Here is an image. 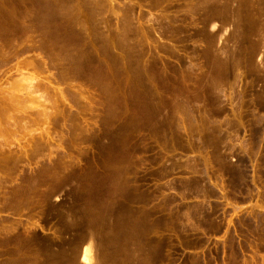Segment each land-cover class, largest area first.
<instances>
[{"label":"rangeland","instance_id":"374dc122","mask_svg":"<svg viewBox=\"0 0 264 264\" xmlns=\"http://www.w3.org/2000/svg\"><path fill=\"white\" fill-rule=\"evenodd\" d=\"M77 5L0 0L89 42L0 56V264H264V0Z\"/></svg>","mask_w":264,"mask_h":264},{"label":"bare ground","instance_id":"6f19581e","mask_svg":"<svg viewBox=\"0 0 264 264\" xmlns=\"http://www.w3.org/2000/svg\"><path fill=\"white\" fill-rule=\"evenodd\" d=\"M79 1H81V0H79ZM226 1V0H225ZM86 2H87V0H86ZM103 2V1H102ZM97 3V2H96ZM156 3V2H155ZM91 4V3H90ZM109 4V3H108ZM157 4V3H156ZM185 4V3H184ZM76 5H77V0H76ZM79 5V7H80V4H78ZM77 5V6H78ZM89 5V3L87 4V6ZM95 5V4H94ZM97 5H98V3H97ZM96 5V6H97ZM104 5V4H103ZM86 6V7H87ZM92 6H93V4L91 5V8H89V9H95V7H93L92 8ZM100 6V5H99ZM82 8V7H81ZM84 8V7H83ZM103 8V7H102ZM111 8H113V7H111ZM87 9V8H86ZM98 9H99V7H98ZM98 9H96L97 11L96 12H100V10H98ZM104 9V8H103ZM102 9V10H103ZM155 9V8H154ZM186 9V8H185ZM60 10V9H59ZM70 10H71V8H70ZM83 10H85V9H83ZM101 10V11H102ZM187 10V9H186ZM17 11V13H16V15H14V14H12L13 16H10V18H6V19H2V20H0V56L2 57V58H4V57H6V55L3 57V55H2V53H4L5 51L4 50H6V53H9V56L8 57H10V53H11V51L10 50H12L11 48H14V49H17V50H21V49H24V50H30V49H33V50H37V51H40V52H42V53H44V54H46V58H45V56L43 57V58H45V59H47L48 58V56L47 55H50V57L53 55V58H56L57 60H59L58 58H61V57H63L64 55H66L65 54V51H66V53L68 54V55H66V56H68L69 58L73 55H75V52H74V48H75V46H76V43H77V41H78V38L76 39V38H74L73 40H71V36H70V34L68 33V32H62V33H57V32H55V29H54V25L53 24H50V23H52L51 21H49V20H44V19H35L34 17H28L27 15H22L26 10H24L23 9V7L21 8L20 7V9H17L16 10ZM52 11V10H51ZM50 11V12H51ZM78 11V10H77ZM11 12V11H10ZM61 12V11H60ZM88 12H90L89 10H88ZM95 12V13H96ZM112 12H113V10H112ZM186 12V11H185ZM79 14L78 15H81L80 14V12H78ZM85 13H86V11H85ZM93 13V12H92ZM90 14H91V12H90ZM89 13H88V15H87V18H89L88 16L90 15ZM19 15H22V16H19ZM64 15H67V14H64ZM92 16H93V14H91ZM84 16V15H83ZM86 16V15H85ZM91 16V17H92ZM70 17V16H69ZM235 17V16H234ZM81 19V18H80ZM90 20H91V18H90ZM158 20V19H157ZM61 21V20H60ZM50 22V23H49ZM93 22V21H92ZM96 22V21H95ZM102 22V21H101ZM90 23V22H89ZM73 24H75V23H72L71 25H73ZM76 24H78V23H76ZM75 24V25H76ZM82 24V23H81ZM80 24V25H81ZM83 24H84V22H83ZM82 24V25H83ZM92 24V23H91ZM99 24V23H98ZM70 25V24H69ZM75 25H74V27H75ZM79 25V26H80ZM81 25V26H82ZM94 25V24H93ZM100 25V24H99ZM76 26H78V25H76ZM81 26L79 27V29L81 28ZM73 27V26H72ZM83 27V26H82ZM90 27H92L91 25H90ZM94 27V26H93ZM95 28V27H94ZM93 28V29H94ZM78 29V28H77ZM77 29H76V27L74 28V29H72L71 30V35H72V33H74V31L76 30L77 31ZM82 29V28H81ZM85 29V28H84ZM127 29H129V28H127ZM58 30V29H57ZM94 30H96V32H97V29H94ZM93 30V31H94ZM59 31V30H58ZM63 31V30H62ZM80 31H82V30H80ZM80 31H78V32H80ZM91 33L93 32L92 31V28H91ZM82 33H83V31H82ZM91 33L89 34L88 33V35H87V33H86V35L87 36H91ZM94 34H97V33H94ZM93 33H92V37H93V35H94ZM101 34V33H100ZM76 35H78V34H76ZM108 35V34H107ZM114 35H116V34H114ZM83 36V35H82ZM87 36H85V34H84V36L83 37H86V39L88 38ZM89 36V37H90ZM97 37H98V35H96ZM78 37V36H77ZM92 37H90V38H92ZM102 37H104V36H102ZM110 37V36H109ZM105 39H106V36L104 37ZM95 39V38H94ZM97 39V38H96ZM100 39H102L101 38V36H100ZM83 39H81V41H82ZM89 40V39H88ZM91 40V39H90ZM104 40V39H103ZM109 40H111L110 38H109ZM84 41H85V39H84ZM84 41H82V42H79L78 41V43H80V45H81V43H83V46H84V44H86V42H87V40H86V42L84 43ZM106 41V40H105ZM115 41V40H114ZM92 42H93V40H92ZM91 42V43H92ZM103 42V41H102ZM131 42V41H130ZM87 43H89V42H87ZM91 43H90V45H91ZM98 43V42H97ZM107 43V42H106ZM109 43V42H108ZM112 43L113 42H111V45H112ZM102 44H104V43H101L100 45L102 46ZM110 44V43H109ZM109 44H107L108 46H109ZM80 45H78V46H80ZM90 45H89V47H90ZM97 45V44H96ZM100 45L98 46V47H100ZM6 47H8V48H6ZM88 47V48H89ZM71 48V49H70ZM73 48V49H72ZM105 47H103V48H101V49H104ZM107 48V47H106ZM111 48V47H110ZM129 48V47H128ZM69 49V51H72L71 52V54H70V52H67V50ZM90 49V48H89ZM97 49V48H96ZM10 52H9V51ZM59 50H65L64 51V54H63V56H61V57H59L58 56V53H59ZM93 50V49H92ZM56 51V52H55ZM54 52H55V54L57 55V57H55L56 55H54ZM82 52H84V51H82ZM91 52V51H90ZM105 52V51H104ZM18 53V52H17ZM62 53V52H61ZM85 53V52H84ZM86 53H88V52H86ZM13 54V57H14V55L16 54H14V53H12ZM43 54V55H44ZM52 54V55H51ZM60 54V53H59ZM93 54V53H92ZM120 54V53H119ZM8 55V54H7ZM97 55V54H96ZM16 56H18L17 54H16ZM42 56V55H41ZM65 56V57H66ZM114 56V55H113ZM11 57H12V55H11ZM12 57V58H13ZM2 58H0V59H2ZM7 58V57H6ZM6 58H5V60H6ZM39 58H41L42 59V57H39ZM113 58H116L117 59V57L116 56H114ZM112 58V59H113ZM119 58V57H118ZM126 58V57H125ZM8 59V58H7ZM24 59V58H23ZM35 59V58H34ZM56 59H54L55 61H57ZM73 59H74V57H73ZM75 59H76V57H75ZM4 60V59H3ZM8 60H10V59H8ZM25 60H28V59H25ZM43 60V59H42ZM42 60H40V61H42ZM50 60V58H48V61ZM51 60H52V58H51ZM50 60V61H51ZM54 60H52V61H54ZM66 60H70V59H66ZM65 60V61H66ZM98 60V59H97ZM106 60V59H105ZM31 61V60H30ZM33 61V60H32ZM47 61V60H46ZM51 61V62H52ZM65 61H63V63L65 62ZM70 61H72V62H74V60H72V57H71V60ZM69 61V62H70ZM77 60H75V62H76ZM79 61V60H78ZM110 61H112L111 59H110ZM126 61V60H125ZM130 61V60H129ZM2 62V61H1ZM5 62V61H4ZM22 62V61H21ZM24 62V61H23ZM44 62V61H43ZM62 62V61H61ZM68 61L66 62V65H67V63H69ZM80 62V61H79ZM96 62H98V61H96ZM6 63V62H5ZM25 63V62H24ZM23 63V64H24ZM30 63V62H29ZM28 63V64H29ZM45 63V62H44ZM60 64L61 65V63H59L58 61L57 62H54L53 63V67L55 66L54 64ZM95 63V62H94ZM93 63V64H94ZM111 63V62H110ZM2 64V63H1ZM27 64V63H26ZM33 64L34 63H30V66H33ZM36 64V63H35ZM37 64H38V62H37ZM40 64H41V62H40ZM46 64V63H45ZM72 64H74V63H71L70 65H72ZM90 64V63H89ZM97 64V63H96ZM113 64V63H112ZM137 64V63H136ZM51 63L48 65V66H50L51 67ZM64 65V64H63ZM63 65H62V67H63ZM74 65H76V63L74 64ZM43 66V65H42ZM44 66H46V65H44ZM47 66V67H48ZM71 67V66H70ZM94 67H95V65H94ZM114 67V66H113ZM124 67V66H123ZM43 67H41V69H42ZM44 68H46V67H44ZM43 68V69H44ZM101 69H102V67H101ZM104 69H106V68H104ZM110 70V69H109ZM45 71V70H44ZM77 71V70H76ZM108 71V70H107ZM106 72V71H105ZM110 73V72H109ZM100 75V74H99ZM104 75V74H103ZM146 75V74H145ZM107 76V75H106ZM89 77H91V76H89ZM100 77V76H99ZM101 78V77H100ZM98 79V78H97ZM105 79H106V77H105ZM109 79V78H108ZM111 79V78H110ZM109 79V80H110ZM92 80V79H91ZM102 80V79H101ZM103 81V80H102ZM99 83V82H98ZM110 83H111V81H110ZM39 84V83H38ZM58 84V83H57ZM71 84V83H70ZM97 84V83H96ZM101 84V83H100ZM105 85V84H104ZM74 86V85H73ZM72 86V87H73ZM156 86V85H155ZM71 87V86H70ZM113 87H114V85H113ZM114 88H116V87H114ZM118 88V87H117ZM73 89V88H72ZM108 89V88H107ZM12 90V89H11ZM11 90H9V91H11ZM68 90V89H67ZM12 91H14V90H12ZM99 91H101V89L99 90ZM8 93V90H6L5 91V93ZM19 92V91H18ZM65 92V91H64ZM106 92H108V91H106ZM6 93V94H7ZM10 93H14V92H10ZM15 93H16V91H15ZM20 93V92H19ZM22 93V92H21ZM77 93V92H76ZM1 94V93H0ZM3 94V93H2ZM9 94V93H8ZM109 94V93H108ZM13 95V94H12ZM3 96V95H2ZM1 96V97H2ZM8 96V95H7ZM7 96H3V98H5V99H3L2 98V100H1V98H0V105L1 106H3L4 104L2 103L1 104V101L2 102H8V98H7V100H6V97ZM18 96V95H17ZM16 96V97H17ZM15 97V99L17 100L18 99V97L16 98ZM10 98H14V97H12L11 95H10ZM10 98H9V101H10ZM11 99V102L12 101H14V100H12ZM78 99V98H77ZM21 100V99H20ZM74 100V99H73ZM23 101V100H22ZM25 101V100H24ZM23 101V102H24ZM154 101V100H153ZM6 102V103H7ZM15 102H17V101H15ZM124 102V101H123ZM102 104H103V102H102ZM184 104V103H183ZM7 105V104H6ZM6 105H4V106H6ZM8 105H9V103H8ZM11 105V104H10ZM107 105V104H106ZM105 105V106H106ZM120 105V104H119ZM0 106V107H1ZM12 106V105H11ZM14 107V106H13ZM12 107V108H13ZM25 107V106H24ZM33 107V106H32ZM189 107V106H188ZM1 108H3V107H1ZM21 108V107H20ZM33 108H35V107H33ZM32 108V109H33ZM104 108H107V107H104ZM126 108V107H125ZM6 109V107H4V111H6L5 110ZM108 109V108H107ZM121 109V108H120ZM123 109V108H122ZM185 109V108H184ZM183 109V110H184ZM111 110V109H110ZM102 111V110H101ZM16 112V111H15ZM185 112V111H184ZM5 113H7V111L5 112ZM4 113V115H6ZM193 113V112H192ZM53 114V113H52ZM70 114V113H69ZM106 114V113H105ZM3 115V117H4V119H1L0 120V122H1V124H0V131H2V129H1V126L3 125V126H7V124L6 123H8L7 122V119L5 120V118L6 117H8V119H9V117L10 116H8L9 115V113L7 114V116H4ZM182 115V114H181ZM110 116H111V114H110ZM2 116H0V118H1ZM2 117V118H3ZM54 117V116H53ZM112 117V116H111ZM209 117V116H208ZM12 118V117H11ZM10 118V119H11ZM76 118V117H75ZM211 118V117H210ZM239 118V117H238ZM9 119V120H10ZM73 119H74V117H73ZM2 120H5L6 122H4L3 121V124H2ZM209 120V119H208ZM56 121V120H55ZM110 121V120H109ZM182 121V120H181ZM70 122V121H69ZM76 122V121H75ZM111 122V121H110ZM184 122V121H183ZM236 122V121H235ZM6 125H5V124ZM11 123V122H10ZM113 123V122H112ZM182 123V122H181ZM209 123V122H208ZM114 125V124H113ZM112 125V126H113ZM183 125V124H182ZM209 125V124H208ZM12 126V125H11ZM202 126V125H201ZM183 128H185V127H183ZM202 128V127H201ZM7 129V128H6ZM74 129V128H73ZM134 129V128H133ZM206 129V128H205ZM187 130V129H186ZM200 130V129H199ZM3 132H5L4 130H3ZM190 133V132H189ZM47 134V133H46ZM50 133H48L47 135H49ZM41 136V135H40ZM46 136V135H45ZM4 137L5 136H3V137H1L0 138V142H1V144L0 145H3L2 144V142H5L6 140H8L7 138H6V140L4 139ZM43 137V136H42ZM49 137V136H48ZM192 137V136H191ZM47 138V137H46ZM50 138V140H52V136H50L49 137ZM20 139V138H19ZM54 139V138H53ZM3 140H5V141H3ZM24 140V139H23ZM45 140V139H44ZM49 141V140H48ZM26 142V141H25ZM34 142H35V140H34ZM43 142V141H42ZM45 142H47V141H45ZM6 143H8L7 141L4 143L5 145H6V147H7V144ZM19 143V142H18ZM40 143V142H39ZM50 143V142H49ZM8 144H10V143H8ZM25 144V143H24ZM35 144V143H34ZM41 144V143H40ZM48 144V143H47ZM55 144V143H54ZM5 145H3V146H5ZM27 145V144H26ZM16 146H17V144H16ZM24 146V145H23ZM27 146H29V145H27ZM26 146V147H27ZM54 146V145H53ZM60 146V145H59ZM2 146H0V165H3V163L4 164H6L8 161H9V157H10V153L8 154V153H6L5 154V152H3V149H6L7 150V152H8V148H1ZM9 147V146H8ZM10 147H11V145H10ZM25 147V148H26ZM38 147V146H37ZM56 147V146H55ZM172 147V146H171ZM19 148V147H18ZM34 148V147H33ZM42 148V147H41ZM52 148V147H51ZM50 148V149H51ZM165 148V147H164ZM10 149V148H9ZM38 149H40V148H38ZM11 150H12V148H11ZM21 150V149H20ZM30 150H31V148H30ZM206 150V149H205ZM14 151H16V150H14ZM14 151H12L13 153H17V152H14ZM29 151V150H28ZM34 151H35V149H34ZM36 151H37V149H36ZM39 151V150H38ZM41 151V150H40ZM175 151V150H174ZM10 152V151H9ZM11 152V153H12ZM28 153V152H27ZM34 153V152H33ZM44 153V152H43ZM9 156H8V155ZM14 154V155H15ZM36 154V153H35ZM37 154H38V152H37ZM47 154V153H46ZM21 155H23V154H21ZM21 155H16L15 156V159H20L21 157H23V156H21ZM18 156H20V157H18ZM11 157H13L12 155H11ZM12 159V158H11ZM14 158H13V160H15ZM19 159H18V162H20L19 161ZM22 159V158H21ZM25 159H27V158H25ZM25 159H22V161L23 162H26V163H24V164H26L27 165V161L25 160ZM205 159V158H204ZM69 160V159H68ZM75 160V159H74ZM21 161V162H22ZM52 161V160H51ZM16 162H17V160H16ZM17 163L16 164V166L17 165H22L23 163ZM204 162V161H203ZM14 163V162H13ZM28 164H30V163H28ZM10 165V164H9ZM203 165H204V163H203ZM5 166L6 165H4V169H5ZM12 166V165H11ZM12 167H14V166H12ZM18 168H19V166H17ZM25 167V166H24ZM9 168V167H8ZM7 168V169H8ZM15 168V167H14ZM27 168V167H26ZM30 168V167H29ZM28 168V169H29ZM32 168V167H31ZM53 168V167H52ZM10 170L12 169V168H9ZM8 169V170H9ZM20 169L21 168H19V171H20ZM8 170H7V172H8ZM10 170H9V174H11L10 173ZM14 170V169H13ZM13 170H12V172H13ZM22 170V169H21ZM30 170V169H29ZM58 170V169H57ZM15 171V170H14ZM56 171V170H55ZM61 171V170H60ZM16 172V171H15ZM21 172V171H20ZM25 172H29L28 170L27 171H25ZM24 172V173H25ZM7 173V174H8ZM19 173V172H18ZM18 173H16V175L18 174ZM22 173V172H21ZM32 173V172H31ZM30 173V175L29 176H31L32 174ZM3 175H5V174H3ZM2 175V176H3ZM12 175V174H11ZM16 175H14V176H16ZM23 175V174H22ZM21 175V176H22ZM49 175V174H48ZM208 175V174H207ZM14 176H12L13 178H14ZM34 176V175H33ZM6 177H8L7 175H6ZM26 176H24L23 178H25ZM32 177V176H31ZM36 178V177H35ZM34 178V179H35ZM48 178V177H47ZM11 179V178H10ZM15 179V178H14ZM19 179V178H18ZM29 179V178H28ZM33 179V177L30 179V180H32ZM37 179V178H36ZM7 180H9V179H7ZM13 180V179H12ZM17 180V179H16ZM16 180H13V183H14V181H16ZM20 180V179H19ZM18 180V181H19ZM27 180V179H26ZM58 180V179H57ZM11 181V180H10ZM9 181V182H10ZM17 181V182H18ZM22 181V180H21ZM33 181V180H32ZM60 181V180H59ZM0 182H1V180H0ZM24 182V181H23ZM34 182V181H33ZM11 183H12V181H11ZM13 183H12V185H13ZM31 183V182H30ZM19 184V183H18ZM32 184V183H31ZM36 184V183H35ZM47 184V183H46ZM15 185H17V184H15ZM28 185V184H27ZM28 187V186H27ZM31 187V186H30ZM36 187V186H35ZM63 189V188H62ZM31 190V189H30ZM29 190V191H30ZM197 190V189H196ZM22 192V191H21ZM23 194V193H22ZM20 196V195H19ZM22 196V195H21ZM25 196V195H24ZM204 198V197H203ZM224 198V197H223ZM18 199H20V198H18ZM28 200V199H27ZM69 200H70V197H69ZM23 201V200H22ZM263 201V200H262ZM33 204V203H32ZM11 205H13V204H11ZM16 205V204H15ZM21 205V204H20ZM19 205V206H20ZM1 207V206H0ZM15 207H18V205L17 206H15ZM23 207V206H22ZM21 207V209H23ZM68 207V206H67ZM66 207V208H67ZM9 208V207H8ZM31 210V209H30ZM202 211V210H201ZM65 212H67V211H65ZM186 216V215H185ZM255 217V216H254ZM69 223V222H68ZM18 224V223H17ZM227 228V227H226ZM129 237V236H128ZM86 247V246H85ZM87 247H88V245H87ZM89 248V247H88ZM83 250V249H82ZM85 250H87V249H85ZM89 250V249H88ZM82 254H81V260L84 262V263H89V260H88V258H87V256H86V253H85V251H82L81 252ZM96 254V253H95ZM89 257V256H88ZM101 257V256H100ZM77 262V261H76ZM75 262V263H76ZM100 262V261H99Z\"/></svg>","mask_w":264,"mask_h":264}]
</instances>
